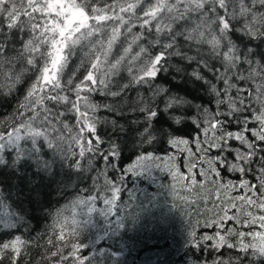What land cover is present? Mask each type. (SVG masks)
Returning a JSON list of instances; mask_svg holds the SVG:
<instances>
[{
  "label": "snow or ice",
  "instance_id": "6c2138e0",
  "mask_svg": "<svg viewBox=\"0 0 264 264\" xmlns=\"http://www.w3.org/2000/svg\"><path fill=\"white\" fill-rule=\"evenodd\" d=\"M26 82L0 116V168L95 171L94 188L111 191L100 196L107 217L121 199L108 172L121 138L166 144L177 153H165L163 167L146 151L127 173L155 167L189 191L211 188L215 199L202 207L214 216L204 226L218 230L198 239L193 229V246L213 241L212 264H264V0H0V101ZM96 200L77 203L94 212ZM29 244L0 242V264H27ZM82 248L73 243L71 255Z\"/></svg>",
  "mask_w": 264,
  "mask_h": 264
},
{
  "label": "trees",
  "instance_id": "16d2710c",
  "mask_svg": "<svg viewBox=\"0 0 264 264\" xmlns=\"http://www.w3.org/2000/svg\"><path fill=\"white\" fill-rule=\"evenodd\" d=\"M169 83L173 87L181 84L180 81ZM26 87L27 82L18 86L13 97L0 101V116L11 112ZM97 99L103 100L102 97ZM195 99L207 103L203 93H196ZM119 142L122 155L119 160L113 158L115 170L109 167L108 172L113 184L121 187V199L107 217L102 214L107 206L100 196L111 198V191L94 188L89 177L95 179V171L85 172L81 177L74 171L68 173L57 167L54 173L47 174L30 161L23 162L18 173L0 168V242L15 236L29 241L27 253L24 248L21 250V258L26 259L27 264H77L80 257H84L85 264H212L216 255L211 248L213 241H201L199 246H193L189 233L195 229L199 239L203 235H214L218 230L215 225L204 226V217L212 218L214 214L202 207L205 201L211 205L215 191L211 188L207 193L189 191L183 183L173 181L166 171L155 167L142 168L139 175L127 173V168L146 151L160 157L156 163L163 167L165 153L175 155L177 150L160 143L140 145L138 140L132 142L123 137ZM233 143L238 145V142ZM175 163L182 173L186 172L184 155H177ZM106 164L99 158L94 161L97 170H104ZM120 176H124L122 181ZM228 176L225 173V177ZM103 183L101 177L99 184ZM219 191L222 195L224 189ZM238 194L231 192V195ZM89 195L97 196L94 212L88 211L87 204L77 203L86 201ZM198 208L200 215H197ZM235 227L248 230L238 224ZM253 228L259 230L258 225ZM224 231L226 229L221 230L222 234ZM73 243L83 246L76 257L71 255ZM56 250L67 258L61 260L59 255H46ZM233 251L224 252L225 258ZM257 262L259 264V257Z\"/></svg>",
  "mask_w": 264,
  "mask_h": 264
}]
</instances>
